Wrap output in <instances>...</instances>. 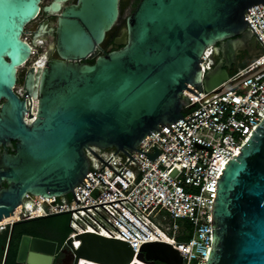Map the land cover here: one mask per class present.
<instances>
[{
	"label": "water",
	"instance_id": "water-1",
	"mask_svg": "<svg viewBox=\"0 0 264 264\" xmlns=\"http://www.w3.org/2000/svg\"><path fill=\"white\" fill-rule=\"evenodd\" d=\"M41 1L0 0V143H17L15 154L0 160V183L7 184L0 189V221L18 213L26 195L72 193L78 204L72 190L86 178L88 153L101 162L93 149L130 157L126 151H138L143 138L182 120L183 91L197 96L188 86L211 92L227 81L240 50L249 45L255 57L261 54L243 15L264 0H139L106 55H97V48L120 17V0H54L42 11L58 13V58L29 68L23 89L37 104L26 121L25 102L13 89L34 47L22 33L37 18ZM216 45L221 58L215 63L210 56L202 75L201 57ZM138 152L150 161L160 153ZM232 157L216 176L206 264H264V118ZM74 240L76 247L72 238L64 244L70 264H130L134 256L119 240L92 233ZM55 250L53 241L24 236L17 261L51 264ZM137 259L182 264L166 243L143 245Z\"/></svg>",
	"mask_w": 264,
	"mask_h": 264
},
{
	"label": "built area",
	"instance_id": "built-area-1",
	"mask_svg": "<svg viewBox=\"0 0 264 264\" xmlns=\"http://www.w3.org/2000/svg\"><path fill=\"white\" fill-rule=\"evenodd\" d=\"M243 17L261 54L234 69L227 81L211 92L188 86L198 98L183 91L182 120L160 126L136 147L148 155L158 150L153 161L138 151H126L140 167L114 149H93L127 183L88 153L87 179L72 190L78 204L72 193L37 200L27 195L31 208L24 203L15 222L67 214L72 229L67 238L73 239L74 247L79 243L74 240L76 235L92 233L127 243L133 258L145 244L166 243L182 258V264H206L216 176L264 118V5L251 6ZM210 56L211 49H207L201 57L202 75L210 69L211 62H206ZM29 112L32 114L30 108ZM27 116L24 119L29 121ZM158 217L169 222L166 228ZM178 220L190 227L189 234L181 233L183 228L175 223ZM141 262L150 264L146 259Z\"/></svg>",
	"mask_w": 264,
	"mask_h": 264
},
{
	"label": "flooded vegetation",
	"instance_id": "flooded-vegetation-1",
	"mask_svg": "<svg viewBox=\"0 0 264 264\" xmlns=\"http://www.w3.org/2000/svg\"><path fill=\"white\" fill-rule=\"evenodd\" d=\"M53 1L54 0H42L41 1L40 12H39L37 18L34 20L36 22L34 24H32V26L28 27V25L30 24L29 23L24 28L23 33H22V40L26 39V42L29 43L30 45L34 44V47L32 48L33 51L37 46L43 45V51H42V53H40V55L45 52L46 53V59L58 58L56 49L54 47V43H55L54 30L56 27L55 22H56V19L58 17V13H53V12L45 13L42 11V7L49 5ZM138 1L139 0L135 1L133 9L131 10V12L134 10ZM75 2H76V0H67L66 2H63L62 5L74 4ZM129 2H130V0H120V13H121L122 8L125 5H128ZM34 21H32L31 23H33ZM124 25H125V19L120 26L117 27L115 25L109 31V33H107L104 41L97 48V51H98L97 55H106L109 50L114 49L113 40L120 35L122 29L124 28ZM216 49H220V46L216 45L214 48L211 49V57L215 63L218 62V60H220V58H221L220 54L216 53ZM33 54H34V52H33ZM40 55H37V56L39 57ZM255 55H256V53L254 52V50L252 48H250L249 45L245 49L240 50L237 53V56L235 59V64L232 66L233 69L239 68L242 65L247 64L250 60H252L255 57ZM92 62H93V60H92ZM34 63L32 65H29L28 67H26L22 72H20V69H19L16 73V82H15L13 90H14L16 96L18 97V99L20 101L25 102V112L23 114V117L25 116L26 113H28L30 103H32V101L35 100L32 97L29 98L23 89V84H24L26 74H27L29 68L33 67ZM232 71L233 70H228V73L230 74ZM16 145H17V143L14 140H8L5 142H1L0 143V160H1V157L3 155H10L11 156V155L15 154ZM6 187H7V184L5 182L0 183V189H5ZM33 198L35 199L34 196H33ZM28 199L29 198L26 195L24 197V199L22 200V204ZM28 203L32 204V200H28ZM36 228L38 229V227H36ZM5 230L8 231L6 244L1 245V239H0V264H7V256L9 253L11 243L13 241V229L11 230V233H10L9 226H5L4 228H0V235ZM24 236L29 237V238H39V237H32L29 235H21L20 236V238L17 241V247H16V252H15V263L16 264H26V263H19L17 261L19 244H20L21 238ZM40 239H44V238H40ZM45 240H47V239H45ZM51 264H70L69 256L65 252V249L63 247H58L56 245V250H55L54 256L51 260ZM154 264H161V263L154 262Z\"/></svg>",
	"mask_w": 264,
	"mask_h": 264
},
{
	"label": "trees",
	"instance_id": "trees-1",
	"mask_svg": "<svg viewBox=\"0 0 264 264\" xmlns=\"http://www.w3.org/2000/svg\"><path fill=\"white\" fill-rule=\"evenodd\" d=\"M88 63H92V61H88ZM36 227H38V229ZM71 232L72 229L69 226V216L67 214H57L43 218L19 221L13 227V241L7 256V264H16L15 252L17 241L21 235L44 238L56 242L58 247H62ZM7 234L8 231L5 230L0 235L1 245L6 244Z\"/></svg>",
	"mask_w": 264,
	"mask_h": 264
},
{
	"label": "bare ground",
	"instance_id": "bare-ground-1",
	"mask_svg": "<svg viewBox=\"0 0 264 264\" xmlns=\"http://www.w3.org/2000/svg\"><path fill=\"white\" fill-rule=\"evenodd\" d=\"M25 41H26V39H24ZM32 52H33V49H32ZM207 54L209 53V51H207L206 52ZM45 60H46V53L44 52L43 54H41L38 58H36L35 59V63H34V65H33V67H37V66H42L43 64H44V62H45ZM206 62H207V64H209V62H211V60H210V58H208V59H206ZM24 65H22V67H23ZM21 67V68H22ZM30 98V97H29ZM36 104H37V101H36V99L34 100V101H32V103H30V111L32 112V114H31V116L33 117V115H34V111H35V108H36ZM32 117H30V118H32ZM30 118H28V119H30ZM35 197V199L37 200V199H41V196H34ZM25 204H26V206H27V208H31V204H29L28 203V200H26L25 202H24ZM23 203V204H24ZM22 203H21V205H20V210H19V212L18 213H16V214H13V215H10V216H7V217H4L3 219H2V221H0V226H2V225H6V224H10V223H12V222H15V221H17V220H19L20 219V212H21V208H22V205H23ZM160 235L163 237V239L164 240H167L168 238H167V236H165L163 233H161L160 232ZM131 263L132 264H143L142 262H141V260L140 259H137V257L136 258H133L132 259V261H131ZM130 263V264H131ZM77 264H99V263H94V262H92V261H87V260H84V259H78V261H77Z\"/></svg>",
	"mask_w": 264,
	"mask_h": 264
},
{
	"label": "rangeland",
	"instance_id": "rangeland-1",
	"mask_svg": "<svg viewBox=\"0 0 264 264\" xmlns=\"http://www.w3.org/2000/svg\"><path fill=\"white\" fill-rule=\"evenodd\" d=\"M136 0H130L128 5H125L120 13V17L116 23V26H120L122 24V22L124 21V19L126 18V16L131 12V10L133 9L134 3ZM48 2V1H47ZM44 3V2H43ZM45 4V3H44ZM36 21H34L33 23H30L28 25V27L32 26V24H34ZM43 51V45H39L34 49V54L30 57L29 61L22 67L20 68V72H22L26 67H28L29 65H32L35 61V59L38 57L37 55H40V53H42ZM158 221L159 224L163 227L166 228L169 224V222L167 220H164L161 217H158ZM177 225H179L180 227H182L183 229L181 230L182 234H189L191 229L188 225L185 224V222L183 221H176L175 222Z\"/></svg>",
	"mask_w": 264,
	"mask_h": 264
}]
</instances>
